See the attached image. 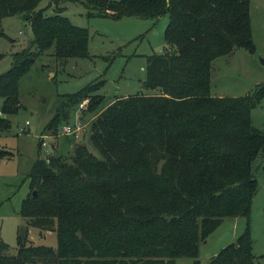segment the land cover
I'll return each mask as SVG.
<instances>
[{
    "label": "trees",
    "instance_id": "1",
    "mask_svg": "<svg viewBox=\"0 0 264 264\" xmlns=\"http://www.w3.org/2000/svg\"><path fill=\"white\" fill-rule=\"evenodd\" d=\"M0 0L4 17L22 14L33 39L0 74V131L20 108L19 80L36 58L52 50L58 59L89 56L90 32L64 15L62 3ZM90 17L169 16L165 52L147 60L148 92L107 98L104 80L63 95L46 128L56 134L75 107L89 99L90 145L70 156H39L22 202L24 222L17 251L0 244V264H201L200 244L225 218L248 222L264 174V131L252 110L264 99V82L240 97L212 95L217 58L254 48L251 0H82ZM56 148V144L52 145ZM37 190V196L33 195ZM57 233V246L36 245L30 229ZM248 228L207 264H255Z\"/></svg>",
    "mask_w": 264,
    "mask_h": 264
},
{
    "label": "rangeland",
    "instance_id": "2",
    "mask_svg": "<svg viewBox=\"0 0 264 264\" xmlns=\"http://www.w3.org/2000/svg\"><path fill=\"white\" fill-rule=\"evenodd\" d=\"M49 0L41 2L45 14L56 13ZM63 14L78 26L89 29V56L58 59L52 50L41 53L30 70L19 80L20 108L7 115L10 129L0 131V244L9 246L8 252L17 251L18 229L24 222L20 209L30 191L29 174L39 156L40 141H45L40 156H70L74 145H90L91 121L95 114H83L75 107L69 124L81 128L80 136L64 132L63 123L56 134L48 135L46 128L63 99L76 93L91 82L104 80L99 90L107 98L148 92L143 86L147 79V60L151 54L165 52V30L169 16L141 18L127 16L121 19L90 17L82 0H69L61 5ZM252 40L254 48L238 47L231 54L214 60L212 95L240 97L249 94L264 82V0H251ZM0 35V74L8 71L15 53L23 51L31 39L33 29L22 14L3 18ZM3 98L0 97V108ZM253 124L264 131V99L252 110ZM29 121V123H27ZM56 144V148H53ZM258 191L253 199L250 221L245 217L225 218L221 225L200 244L201 264L234 242L249 226L253 239L255 264H264V174L258 173ZM30 240L36 245L57 246L55 231L30 229ZM189 257L178 258L176 264H192Z\"/></svg>",
    "mask_w": 264,
    "mask_h": 264
},
{
    "label": "built area",
    "instance_id": "3",
    "mask_svg": "<svg viewBox=\"0 0 264 264\" xmlns=\"http://www.w3.org/2000/svg\"><path fill=\"white\" fill-rule=\"evenodd\" d=\"M87 103H89V99H86L84 102H82L80 105H79V108H83V107H86ZM2 112L1 108H0V113ZM27 123H29V121H27ZM81 128L78 127V128H74L72 127L71 124L67 123L65 126H64V132L66 134H72L76 137H79L80 136V132H81ZM43 144H46V142L44 141Z\"/></svg>",
    "mask_w": 264,
    "mask_h": 264
},
{
    "label": "water",
    "instance_id": "4",
    "mask_svg": "<svg viewBox=\"0 0 264 264\" xmlns=\"http://www.w3.org/2000/svg\"><path fill=\"white\" fill-rule=\"evenodd\" d=\"M33 195L37 196V190H34Z\"/></svg>",
    "mask_w": 264,
    "mask_h": 264
},
{
    "label": "crops",
    "instance_id": "5",
    "mask_svg": "<svg viewBox=\"0 0 264 264\" xmlns=\"http://www.w3.org/2000/svg\"><path fill=\"white\" fill-rule=\"evenodd\" d=\"M73 147V146H72Z\"/></svg>",
    "mask_w": 264,
    "mask_h": 264
}]
</instances>
